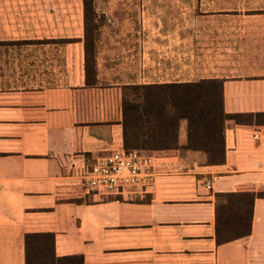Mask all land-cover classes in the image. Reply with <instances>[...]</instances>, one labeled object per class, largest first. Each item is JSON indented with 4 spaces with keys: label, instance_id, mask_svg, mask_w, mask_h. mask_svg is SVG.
I'll return each mask as SVG.
<instances>
[{
    "label": "crops",
    "instance_id": "0c3cea01",
    "mask_svg": "<svg viewBox=\"0 0 264 264\" xmlns=\"http://www.w3.org/2000/svg\"><path fill=\"white\" fill-rule=\"evenodd\" d=\"M129 2L133 13L112 22L126 30L112 35L110 63L98 59L108 86L86 84L83 59L65 84L12 85L0 74V264H24V235L45 231L57 255L84 264H264V196L248 235L218 243L215 226L217 193L246 184L264 192L256 128L227 121L220 164L193 150L157 161L154 189L137 198L99 199L78 185L93 157L123 146L124 86L221 79L227 113L264 111V0ZM1 8L0 73L24 47L54 42L8 34Z\"/></svg>",
    "mask_w": 264,
    "mask_h": 264
},
{
    "label": "trees",
    "instance_id": "16d2710c",
    "mask_svg": "<svg viewBox=\"0 0 264 264\" xmlns=\"http://www.w3.org/2000/svg\"><path fill=\"white\" fill-rule=\"evenodd\" d=\"M83 1L86 84L89 74L88 10L92 0ZM121 125L123 148L151 153L157 161L179 156L182 150L201 151L206 164L224 161V127L227 121L264 132V111L227 113L221 79H201L163 85H128L122 89ZM186 122V143L179 145L180 122ZM264 196L252 184L215 195L216 240L218 243L246 236L251 230L252 206ZM24 264H84L82 255H57L54 233L24 235ZM126 264V263H125ZM129 264V263H128Z\"/></svg>",
    "mask_w": 264,
    "mask_h": 264
},
{
    "label": "rangeland",
    "instance_id": "374dc122",
    "mask_svg": "<svg viewBox=\"0 0 264 264\" xmlns=\"http://www.w3.org/2000/svg\"><path fill=\"white\" fill-rule=\"evenodd\" d=\"M6 15L4 26L7 33L22 37H39L54 39L50 43L24 47L21 55H15L13 64L1 72L2 78L12 85L43 86L58 85L69 82L75 70L85 62L82 55L84 48V18L82 0H1ZM134 0H92L88 10L89 74L90 85L108 86L112 82L108 69H99L98 59L110 63L114 32L126 30V24L113 25L117 16L125 17L133 13ZM2 6V4H1ZM80 37V38H79ZM71 41V43H67ZM116 48V45H115ZM14 56L12 51H9ZM100 56V58H97ZM17 78V79H15ZM114 80V79H113ZM9 83V82H8Z\"/></svg>",
    "mask_w": 264,
    "mask_h": 264
},
{
    "label": "built area",
    "instance_id": "2783aa9c",
    "mask_svg": "<svg viewBox=\"0 0 264 264\" xmlns=\"http://www.w3.org/2000/svg\"><path fill=\"white\" fill-rule=\"evenodd\" d=\"M156 162L147 151L117 147L93 157L79 174L78 185L99 199L137 198L154 189ZM206 186L210 187L209 181Z\"/></svg>",
    "mask_w": 264,
    "mask_h": 264
}]
</instances>
